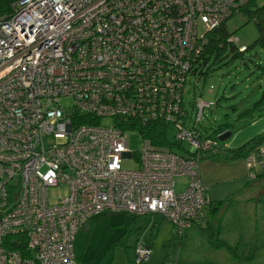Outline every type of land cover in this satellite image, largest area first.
I'll return each mask as SVG.
<instances>
[{"label":"built area","instance_id":"obj_1","mask_svg":"<svg viewBox=\"0 0 264 264\" xmlns=\"http://www.w3.org/2000/svg\"><path fill=\"white\" fill-rule=\"evenodd\" d=\"M248 1L0 0V264H76L75 235L102 213L158 217L179 236L206 221L199 164L219 141L196 124L216 103L198 99L187 128L183 90L209 32ZM133 124L167 135L131 152ZM245 161L264 169V145Z\"/></svg>","mask_w":264,"mask_h":264},{"label":"rangeland","instance_id":"obj_2","mask_svg":"<svg viewBox=\"0 0 264 264\" xmlns=\"http://www.w3.org/2000/svg\"><path fill=\"white\" fill-rule=\"evenodd\" d=\"M262 4L264 0H256V5ZM227 29L236 40V47L246 46L248 51L236 55L237 51L232 52L228 47L216 59L209 58L202 67L204 75L191 73L183 91L185 126L191 128L195 123L198 99L215 102V106L204 109L196 129L202 136L210 137L220 127H226L232 136L223 143L225 145L231 144L237 131L251 122V115L264 117V98L257 109L248 111L264 96V43L257 42L255 26L244 14L234 15L227 22ZM202 33L203 29L198 26V34ZM67 102L62 100L61 104ZM168 139L174 141L172 128L168 131ZM126 141L131 152L143 148L141 136L134 130L126 132ZM182 146L190 149L185 143ZM122 166L126 170L137 169V164L129 157L122 162ZM259 169L255 168L253 172L257 173ZM175 184V191H183L187 179L179 177ZM262 191L264 176L249 180L244 192L221 202L214 214L208 209V212L205 211L208 225L199 222L185 232L180 244L174 242L173 247L168 245L176 236L175 230L166 220L124 213L95 215L75 235L73 253L76 264H133L134 248L138 243L150 248L148 260L141 264H163L174 259L180 264H264V213H260L264 209ZM48 194L50 202H56L67 194V190L60 187L49 190ZM245 209H259L256 222L251 217L244 218L249 212ZM218 223L222 226L219 236L216 232ZM213 231L214 237L211 235ZM221 240L227 242L228 247L220 246ZM251 253L253 259L249 263L238 262L240 257ZM235 255L238 260H235Z\"/></svg>","mask_w":264,"mask_h":264},{"label":"crops","instance_id":"obj_3","mask_svg":"<svg viewBox=\"0 0 264 264\" xmlns=\"http://www.w3.org/2000/svg\"><path fill=\"white\" fill-rule=\"evenodd\" d=\"M250 118L252 119L251 122L237 131L236 137L231 144H223V147L215 152L218 153L217 156H206L202 164L201 162V165L199 164L200 178L206 187V198L209 205H211L208 211H210L211 214H214L218 209V206H215L216 203L225 202L232 197L240 195L242 191L244 192L249 184V174L253 172L255 168H258L254 167L253 169H249L244 159H226L227 152L236 150L256 136L264 133V117H255L251 115ZM259 168L257 173L254 172L256 174L255 179L259 178L261 175L264 176V173H262L264 169H262L261 166H259ZM260 193L264 196V191ZM253 200H255V198H253ZM205 210L207 211V209ZM261 210L260 213H264V209ZM245 211L249 212L248 214L246 212L244 218L251 217L253 221L256 222V214L259 209H245ZM206 225H208V222ZM221 231L222 226L218 223L216 226L218 236ZM212 233H214V231ZM214 235L212 237H214ZM221 241L222 244H220V246L223 245L224 247H228L227 242L224 240ZM234 258L238 260V256L235 255ZM252 259L253 253L246 257H240V261L238 262L244 261L245 263H249Z\"/></svg>","mask_w":264,"mask_h":264},{"label":"trees","instance_id":"obj_4","mask_svg":"<svg viewBox=\"0 0 264 264\" xmlns=\"http://www.w3.org/2000/svg\"><path fill=\"white\" fill-rule=\"evenodd\" d=\"M236 14H244L246 16V18L248 19V21H250L254 24L255 29L257 31V34H258L257 35L258 36L257 42L264 43V4L258 6V5H256V0H249L246 4H243L234 15H236ZM232 17L225 20L219 27H217L216 29L209 32V34L207 36L208 42L205 45V48L202 52L200 62L194 67L193 70H191L190 74L191 73L192 74L199 73L200 75H204V73L202 71V67H204L207 64L208 59L212 58V57L214 59H216L219 56L220 52L227 49L228 47L230 48V51H232V52L237 51L236 55L243 54V53L248 51L249 47H246V46H244L246 48V50L244 52L239 51L241 46L236 47L237 43L233 41L234 38L231 36V33H229V31L227 29V22ZM262 98H264V96H262L258 101H256L253 104L254 107H251L248 111H251L252 109H257L258 104L262 103V101H261ZM249 113L250 112H247V114H249ZM134 124L131 127L126 126L123 129L124 130L133 129L141 136V138H142V136L145 138L146 137L151 138V141H153L154 143H155V140L159 141L160 137H161V139H163L165 137V135H167V133H165L166 128L164 127V125H153V126L151 125L148 127H141L140 125H134ZM224 130H226V127H220L219 130L216 132V134L213 137L216 138V135L218 133L224 131ZM171 144H174V143L171 142ZM262 145H264V133H261L260 135L256 136L254 139L248 141L247 143H245L241 147L237 148L236 150L227 152L226 159H231V160L245 159L252 152L256 151ZM222 147H223V143L219 142L218 143V150ZM216 151L217 150L213 151L212 153H210V155H207V157L208 156H217L218 153H215ZM219 204L220 203H216L215 206H218ZM210 206L211 205L208 204L206 209H209ZM134 217H136V216H134ZM205 223H207V219H206ZM200 226H202V224ZM193 227H191V228H193ZM214 233H215V231H214ZM214 233H212L211 235L213 236ZM184 235L179 236L176 234V236L179 238L174 236V238L170 241L168 246L173 247L174 242H177L175 244H180ZM175 261L177 262L176 259L166 260L163 264H170L171 262H175ZM130 264H132V263H130ZM133 264H135V262H133Z\"/></svg>","mask_w":264,"mask_h":264},{"label":"water","instance_id":"obj_5","mask_svg":"<svg viewBox=\"0 0 264 264\" xmlns=\"http://www.w3.org/2000/svg\"><path fill=\"white\" fill-rule=\"evenodd\" d=\"M231 136H232V132L231 131H225L221 135L218 136V141L221 142V143H224Z\"/></svg>","mask_w":264,"mask_h":264},{"label":"clouds","instance_id":"obj_6","mask_svg":"<svg viewBox=\"0 0 264 264\" xmlns=\"http://www.w3.org/2000/svg\"><path fill=\"white\" fill-rule=\"evenodd\" d=\"M216 105V104H215ZM225 131H227V130H224V131H222V132H220V133H218L217 135H216V138H217V140H218V136L219 135H221L223 132H225ZM210 137H213V136H210ZM246 159V158H245ZM244 159V160H245ZM202 161V160H201ZM144 216H147V215H144ZM149 216V215H148ZM136 217H139V216H136ZM153 218V217H152ZM154 220V219H153ZM153 225V224H152Z\"/></svg>","mask_w":264,"mask_h":264}]
</instances>
